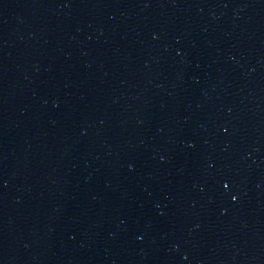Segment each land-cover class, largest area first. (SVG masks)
I'll return each instance as SVG.
<instances>
[{
    "label": "water",
    "instance_id": "1",
    "mask_svg": "<svg viewBox=\"0 0 264 264\" xmlns=\"http://www.w3.org/2000/svg\"><path fill=\"white\" fill-rule=\"evenodd\" d=\"M0 264H264V0H0Z\"/></svg>",
    "mask_w": 264,
    "mask_h": 264
}]
</instances>
